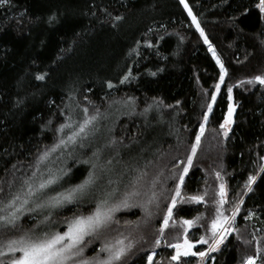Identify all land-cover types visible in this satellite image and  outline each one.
I'll list each match as a JSON object with an SVG mask.
<instances>
[{
  "label": "trees",
  "instance_id": "obj_1",
  "mask_svg": "<svg viewBox=\"0 0 264 264\" xmlns=\"http://www.w3.org/2000/svg\"><path fill=\"white\" fill-rule=\"evenodd\" d=\"M256 2L185 0L196 24L180 0H6L0 4V200L6 201L34 172L33 179L39 177L45 159L38 163V157L77 128L57 131L68 117L79 123L85 108L92 116L119 101L131 108L111 121L102 140L82 152L78 146L85 139L66 146V154H60L58 147L52 151L51 165L56 167L54 162L63 159V168L73 169L68 187L84 179L85 161L99 163L107 180H101L98 192L105 186L117 188L120 181L127 191L133 178L141 177L134 206L116 212L119 224L112 226L114 240L127 238L134 244L125 264H147L154 249L160 252L154 264H185L168 259L172 252L168 245L181 240L182 219L195 221L191 241L210 235L207 227L215 217L213 202L218 200L220 184L226 191L225 213L237 200L243 202L231 226L234 230L207 264H242L249 255L264 264V172L259 171L264 165V85L242 83L264 76V20ZM209 45L226 70L223 82ZM37 75L44 79L37 80ZM229 87L232 123L221 129L230 103ZM201 124L204 130L181 185L185 200H178L173 208L175 225L169 224L160 235L183 172L181 165L187 163ZM250 175L257 178L252 191L246 192ZM109 179L117 183L109 184ZM191 196H204V200H188ZM94 206L90 197L52 210L50 219L62 223L73 213L87 215ZM37 220L36 213H25L18 227L24 229ZM19 232L8 229V235ZM100 242L93 239L87 248ZM206 245L199 244L196 251ZM191 259L186 264H194L196 258Z\"/></svg>",
  "mask_w": 264,
  "mask_h": 264
},
{
  "label": "snow or ice",
  "instance_id": "obj_2",
  "mask_svg": "<svg viewBox=\"0 0 264 264\" xmlns=\"http://www.w3.org/2000/svg\"><path fill=\"white\" fill-rule=\"evenodd\" d=\"M184 4L185 9H188V5L185 0H180ZM6 3V0H0V4ZM255 8L259 10L261 19L264 20V0H257ZM248 9H245L247 12ZM189 16H192L191 11L188 12ZM54 17H49V20H53ZM116 19H120L117 17ZM192 21L196 24V18L192 16ZM197 31L203 37L204 32L197 24ZM205 43H208L205 37ZM209 50L213 51L211 45ZM213 57L216 59L218 65H220V81L223 82L226 70L221 64L220 60L216 58L213 51ZM37 80H43V75H37ZM123 82V81H121ZM258 83L264 85V76L257 75L250 80L242 83ZM109 88L112 84L109 83ZM216 89L220 88V84H216ZM229 93V106L228 112L224 117V122L220 125L221 129H226L228 125L232 123L233 105L232 100V88H228ZM216 93H212V99L215 100ZM212 104L208 105V110L211 111ZM85 118L79 122L77 128L67 136V142H76L79 137L81 140L88 137L89 126L97 120V115H88V109H84ZM204 119H208V114H204ZM73 122L71 117L66 119V122L60 126L57 131H62L64 128H72ZM201 131L196 136V143L192 145L191 154L187 157V163L181 165L183 172L179 175V182L175 185V194L171 196V203L167 205V211L163 216V222L160 224L159 233L164 234L165 229L171 222L174 226L176 221L172 219L173 208L179 201H184L185 197L181 195V185L184 182L185 174L189 170V166L192 164L193 155L196 153L197 146L200 142V136L204 130V124L200 126ZM227 135V131L224 132ZM66 143L65 139L59 140V142L48 152L42 153L38 157V163L42 162L49 154V152L55 151L60 145ZM84 145L81 144V147ZM264 160V157H261ZM111 161H109L110 163ZM87 163V161H85ZM93 168L96 165L93 164ZM103 171V169H102ZM260 172H264V165L260 166ZM259 174V173H258ZM36 173H33L35 177ZM63 175H67L64 172ZM146 175V173H143ZM219 178V173L216 174ZM33 177L24 178L17 191L11 192L9 198L6 201L0 200V264H125V261L131 253V249L134 244L127 238L116 239L115 243L104 242L99 249H96L92 256L85 255L86 247L92 242L94 238H99L107 230L111 229L113 224H119V221L115 218V213L121 208H130L134 206L132 203L133 198L139 196V192L136 188V184L141 177H134L130 182L129 190L123 193L122 198L118 203H111L117 189L113 188L111 191H105L103 198H98L95 202V208L92 209L87 215L73 213L71 217L64 219L63 223L65 227L61 231L53 230V223L50 222V217L53 214L52 210L64 208L67 205H71L83 200L91 194L93 188L96 187L99 176L93 171H89L87 176L80 182L74 185H70L67 188L61 186L60 191H56L53 188L54 185H59L62 176H57L49 172L47 178L43 177L39 180H34ZM255 175H250L247 178L245 184V191L251 192L252 186L256 181ZM109 184L117 183L111 179L108 180ZM9 187H12V181H9ZM207 195V193H205ZM219 199L214 201L215 204V217L210 221L207 227V233L210 235H202L197 244H207L206 251L193 252L194 244L185 237L182 242L175 244H169L168 247L175 249V254L171 256L172 261H177L181 257H187L189 255L199 256L201 259L208 256L210 252H217L220 250L221 245L224 244L227 238L226 234L232 232L234 229L231 227L236 219L237 213L240 211V204L243 202L242 198L235 202L234 207L231 210V215H226L223 206L226 203L225 186L221 184L219 186V192L217 193ZM155 193H153V198ZM188 200L201 202L204 200V196H191ZM151 203V199L148 201ZM143 207V206H142ZM48 210V215H45L42 220L37 221L35 225L29 230L21 231L18 227V221L21 215L25 213H36ZM147 211V209H145ZM151 216V212L148 213ZM34 218V217H32ZM200 219V217H196ZM248 219V217H246ZM194 220L182 219L181 227L185 233L194 224ZM131 222L126 221L125 224ZM11 228L16 231H20L19 235H8V229ZM253 239H256L253 237ZM245 244L249 241H243ZM155 244H160V237L155 240ZM259 252V248H257ZM214 260L215 257H212ZM258 257L251 255L246 256L242 264H257ZM147 260L149 264H154L153 256L148 255Z\"/></svg>",
  "mask_w": 264,
  "mask_h": 264
},
{
  "label": "rangeland",
  "instance_id": "obj_3",
  "mask_svg": "<svg viewBox=\"0 0 264 264\" xmlns=\"http://www.w3.org/2000/svg\"><path fill=\"white\" fill-rule=\"evenodd\" d=\"M187 11L189 12V8L187 9ZM192 16H193V14H192ZM192 16H191V18H192ZM129 108H131V105L127 106L126 103H122V102L117 101L116 103H112L110 105L109 109H107L105 112L98 113V115L97 114H94V115H97V120L94 121L93 124L89 126V130H88L89 135H88L87 138H85L84 142L82 143L84 146L81 147V144H80V146H78V150L82 152V150L85 149L86 147L94 146V144H96L98 141L102 140L103 137H105L104 136V130H106L107 126L110 125L111 121L114 118H116L117 116L119 117V116H121L123 114H126L130 110ZM79 117H80V120L82 121L85 118V113H83V115L82 116H79ZM71 121H72V119H71ZM72 122H73V126L78 127L79 123H78L77 120H74L73 119ZM70 133L71 132L68 131V133L63 134L62 137L60 138V140L61 139H65L66 140V143L64 145H60L59 146L62 149V151L59 152L60 154H62V152H64V151H65L64 154H66L67 153L66 152V149H67L66 146H68L69 144L72 143V142H67V136ZM105 134H107V133H105ZM79 139L80 138L78 137L77 140H76V142H78ZM76 142H74L72 144H75ZM78 150H74V151H78ZM74 151H73V153H74ZM54 157H55L54 153L53 152H49V154H48L47 158H45V161L43 162V164L40 165V167L38 169V171H39L40 174H39V177L36 178L35 180H39L41 178V173H43V177L44 178H47V176L49 175V172H51L52 174L57 175V176H62L63 178L60 180L59 185H54L53 186V188H55L56 191H60L61 190V186L63 188H67V185H69V180H68L69 178H68V176H69V174H71V172H72L73 169L71 171H70V169L68 171H66L65 168H63L64 167V161H62L63 159H60L61 161L58 160V162H54L56 164H53V165H55L56 167L52 166L51 165L52 164V159ZM84 164L87 165V167H88V168L86 167L87 172H86L85 177L87 176V174H88V172L90 170L93 171V172H95L97 174V176L100 177V179L97 180L96 187L102 182L101 180H103V181L106 182V180H107L106 175H104L102 173L105 170L104 167H102L101 165H99V163H96V162L93 163V164L96 165V168H93L92 167L93 164H91L89 162L84 163ZM107 164L109 165V164H111V162L110 163H107ZM102 169H103V171H102ZM116 170H117V168H116ZM64 172H67V175H63ZM122 179L123 178L121 177V180ZM96 187L92 189V191H91V194L92 195L90 194L88 197H85L84 198V199H87V198L93 197L94 204H95V202H96V200L98 198H103V194H104L105 191H111L113 189V188H111L109 190V188H106V186H105V188L103 187L101 189V191L98 192L96 190ZM116 187H117L116 188L117 191H116L114 197L112 198L111 203H118L119 200L122 198V193H124L125 190H126V188L124 187V184L122 183V181L118 182V185H116ZM225 198H226V196H225ZM218 199H219V197H218ZM94 208H95V206H94ZM225 214L226 215H231V212L228 213V214L227 213H225ZM36 215H37V219H38L37 221H40V220L43 219V217L45 215H48V210H43L42 212H36ZM37 221H36V223H37ZM50 222H51V219H50ZM36 223H34V224H32V225L24 228V229H21V231H26V230L31 229L33 227V225H35ZM62 223H59V222L53 223V230H55V231H61V230H63L64 227H65V224L64 223L62 224ZM169 224H172V223L170 222ZM113 229H114V227H112L111 229H109L105 233H103L101 237L94 238V239H101L102 242L98 243L99 245H95V246L88 247V248L86 247V249H85V255L86 256H92L94 254L95 250L96 249H99L101 247L102 243H104V242L115 243V240L113 239V237H116V236L114 235V230ZM19 234H20V232L17 233V235H19ZM229 234L230 233H227L226 236L228 237ZM195 235H196V233L193 231V225H192L188 229V232L187 233H185L183 231L182 238L178 242H182L185 237H187L190 240ZM160 242H161V239H160ZM191 242L194 244V247H193L192 251L193 252H198V251H196V248H197V246L199 244L195 243L196 241L195 242L194 241H191ZM207 248H208V245H206V247L203 250H201V251H206ZM159 253H160L159 250L154 249V251L150 252L148 255H152L153 256V259H154V258H156L159 255ZM212 253H214V252H210L208 254V256L205 257V258H203V259H201L199 256L189 255L187 257H181L176 262H180L182 260L183 263H185V264L186 263H190L191 260H192L191 257H194V258H196V261H195L194 264H207L208 259H212L211 258L212 257L211 256ZM174 254H175V249L172 248V252H171L170 257L168 259H170L171 256L174 255ZM146 261H147V264H149L148 260H146ZM210 264H211V262H210ZM257 264H259V263L257 262Z\"/></svg>",
  "mask_w": 264,
  "mask_h": 264
}]
</instances>
